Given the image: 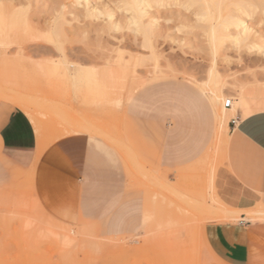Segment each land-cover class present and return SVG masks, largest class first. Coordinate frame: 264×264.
<instances>
[{"label": "rangeland", "instance_id": "1", "mask_svg": "<svg viewBox=\"0 0 264 264\" xmlns=\"http://www.w3.org/2000/svg\"><path fill=\"white\" fill-rule=\"evenodd\" d=\"M37 2L40 6H35L38 5L41 11L45 3L48 5L46 0ZM65 2L71 4L72 0ZM112 6L115 8L114 18L122 19L123 10L116 8L114 1ZM73 8L77 11L81 5H73ZM160 12L163 16L159 20L160 24L169 28L167 32L171 31L169 36L173 39H169V36L168 39L160 38V43H157L161 54H155L158 59H154V53L151 56V50L140 43V36L135 39L133 32L127 27L116 32L118 39L107 32L98 34L107 23L104 16L98 19L73 20L72 24L64 25L67 29H72L73 24L81 27L77 32L79 36L66 43L65 50L69 57L83 68L95 69V72L99 70L102 75L109 71V66L103 64H107L106 60L111 58L114 62L110 68L120 73L121 68H127L119 62L120 59L123 56L125 60L132 58V67L129 64L130 69L123 70L126 74L122 73L125 76L132 70L131 77L130 74L127 75L130 80H127V76L124 78L119 75L128 83L124 85L125 80L123 82L120 78L113 80L117 81L116 86L118 83L125 86L127 90L122 88L124 93L117 94L119 86L117 89L113 88L115 84L112 81L114 85L104 81L93 84L94 88L102 87L109 92L105 100L104 96L93 97L87 90L89 86L84 87L66 80L63 75L66 72L64 65L58 64L59 68L54 69L53 65L59 60H56L57 55L62 57V52L55 49V43L42 40L40 41L44 43H29V48H35H25L22 53H19L16 43L12 44L14 49L10 47L8 54H3V62L12 59L13 65L11 61L7 63L11 66H1L4 63L0 55V116L11 108L21 109L33 123L38 142L35 160L29 167L17 166L9 161L0 149V264H227L218 259L207 245L204 239V225L211 221H239L242 213L253 223H264V206L243 210L231 209L218 196L217 191L220 188L215 181L220 171L222 148L224 149L229 135L231 120L225 125H220L217 116V120L213 122L209 145H201L194 159L176 169L161 170L155 165H147L129 146L139 145L145 131L152 145H160L167 135L171 137L174 134L176 117L169 115L162 132L157 110L160 109L162 99L169 104L176 101L182 89H192L200 93L213 108L208 98V89L211 86L209 75L214 68L211 61L213 56L208 48L207 34H203L208 22L201 17L192 16L191 9L187 10L178 5L161 8ZM67 16L70 17V14ZM203 21L206 23H202ZM246 21L255 28L254 30L263 34L260 42L264 47V20L252 21L247 18ZM24 26L22 21V32ZM16 33H10L8 39L16 38L28 43L27 38L22 39L23 33H18L22 38H18ZM34 44L49 47L46 51V48L38 46L41 49L39 52L44 50V53H41L44 56H38L40 54L36 52L38 50ZM223 49V53L233 61L227 64L222 61V54H216L218 62L215 66L221 80L228 83L221 105H224L225 98L238 95L230 86L234 82L243 85L247 100L246 109L242 111L238 107V116L246 117L263 111L264 63L258 61L262 57L260 51L243 50V61L239 63L234 43L228 42L227 48ZM48 50L52 51V55ZM13 52L14 55L18 54L20 59L17 55L15 57L17 56L20 62ZM50 58L55 61H48ZM113 65H117L118 70L115 66L112 67ZM173 66L177 68L176 71ZM157 68L163 71H156ZM102 69L105 72L101 73ZM102 88L101 90H104ZM145 94L151 96L153 113L151 115L141 112L135 118V124L129 110L137 103L143 105L144 103L139 101ZM98 97L105 102H98ZM120 103L122 105H119ZM145 117L152 119L147 126H144L143 120L140 121ZM93 121L94 124L91 125ZM97 121L99 125L104 123L105 127L102 125L100 129ZM79 122L80 126L82 123L88 124V127L81 126L84 128L82 132L75 130L80 128L74 125ZM88 128L91 130L88 131ZM77 135H85L93 141L102 140L120 152L128 173V190L123 206L131 212L125 214L124 210H120L103 221L83 219L82 215L76 212V208L66 204L63 194L57 190L52 191V168L47 167V173H37L39 159L47 151V155H51L52 145ZM41 143L46 145H41V150H38ZM121 145H126L135 159L126 155ZM172 175L174 180L171 179ZM56 178L57 176L53 177ZM263 238L260 240L262 248L259 251L264 254ZM252 264H264V255Z\"/></svg>", "mask_w": 264, "mask_h": 264}, {"label": "crops", "instance_id": "2", "mask_svg": "<svg viewBox=\"0 0 264 264\" xmlns=\"http://www.w3.org/2000/svg\"><path fill=\"white\" fill-rule=\"evenodd\" d=\"M208 98L213 108L203 95L192 89H182L173 103L162 99L157 110L162 132L169 115L177 119L176 131L171 137L167 135L160 145H152L145 131L139 145H129L130 148L147 165L161 170L185 165L197 156L201 145H209L212 139L217 111ZM139 102L144 104L137 103L129 110L135 124L141 112L153 113L151 96L145 94ZM149 118L140 121L147 126L152 120ZM41 145L46 144L41 143L38 150ZM37 146L34 125L21 109L11 108L0 116V149L9 161L21 167L31 166ZM47 152L39 159L37 173H47V167H51L52 191L63 194L66 204L76 208L83 219L103 221L120 210L125 214L131 212L123 206L128 173L115 147L99 139L93 141L85 135H77L52 145L50 156ZM54 176L57 178L53 179ZM171 179L174 180L173 175ZM215 182L220 188L218 196L229 208L243 210L264 206V110L246 117L239 115L230 121ZM246 218L242 213L239 221H211L203 227L207 245L227 264H252L264 255L259 251L264 223H253Z\"/></svg>", "mask_w": 264, "mask_h": 264}, {"label": "bare ground", "instance_id": "3", "mask_svg": "<svg viewBox=\"0 0 264 264\" xmlns=\"http://www.w3.org/2000/svg\"><path fill=\"white\" fill-rule=\"evenodd\" d=\"M34 1L33 0H0V51L2 53L0 55H2V57H3V54H5V55L8 54L7 53L8 49L10 47H12L11 45L14 43L17 44L18 49H19V53H22L25 48H29V46H28L29 43L39 42L40 40L47 41L50 43H55L54 45H56V47H57L55 49H57V50L59 49L62 52V57L60 58V57H58L59 54L57 55L56 60H58V58H59V60H58V63H57V61L55 62L56 65L55 64L53 65L54 69L56 70L59 68L58 64L64 65L66 68L64 66L63 67L66 69V72L65 73L63 72L64 73L63 75H64V78L66 80H68V81L70 80L75 84L84 85V87L89 86L90 89H88L89 88L88 87L87 90L92 94L93 97L96 95H99L102 97L104 96L103 99L105 100V98L109 92L105 91L106 89L102 88V87L101 88L104 90H101V88L96 89V88H94L93 84L94 85L99 84V81L100 82L104 81L105 83L110 82L109 84H113L112 82H114L113 81L114 79L122 77L123 76L122 73H125L124 71H126V69L128 71V69H130V67H132V64L130 63L132 58H130V60H125L124 56L122 57L121 53H120V56L122 57L121 59H123V60L121 61V59H120L119 62H121V64L123 65L124 68L127 67L125 69L121 68L122 71H119L121 74L118 73L117 71L114 72V69L110 68L111 63L114 62V60L111 58L109 59L108 57H107L108 59L106 58L107 64H103V65H106V67L108 65L109 71H106L105 70L106 68H104V70L106 72L103 69H102V71L100 70L101 73H103V71L105 72L102 75L99 74L100 73L99 70L95 72L94 71L95 69L83 68L82 66H80L81 64H77L74 60H72V58L69 57V54L65 50V44L68 42H72L75 38H77L79 36V34H77V32L81 29V27L79 25L73 24L72 29H67L66 26H64V25L69 24V23L72 24L73 20L74 21L75 20L81 21V20L86 19V18L87 19L88 18L89 19H98V18L104 16V19L107 20V23L103 29L98 31V34L107 32L108 35H110L114 38H117L116 32L120 31L123 27H127L129 30H131L133 32L135 39L138 36H140V38H141L140 43L144 47H147L151 50V52H150V54L152 53L151 56H153V53H154V56H153L154 59H156V58L158 59V57H156L155 54H161V52H160L161 50L158 48L159 47L158 43H160L159 41L161 40L160 38H162V39L167 38L168 39L169 33H171V31H169V33L167 32L169 30V28H166L167 27L166 25L163 27V26H161L162 24H160L159 20L161 19V17L163 18V16H161L159 14V13H161L160 9L161 8L163 9L164 7L168 8V6H170V5H178L179 7L180 6L185 7L187 10L191 9L192 16L194 15L198 18L201 17L204 21L206 20L208 22V24H205L206 30H205V33L203 32V34H205V36L207 34L208 48L210 49V52L213 56L211 61L213 63V67H214V68H212L210 75H209V78H210L209 81L211 83V86L208 89V91H209L210 98L212 99V101L215 105V108L217 110V116H218V120H219L220 125H225L229 122V120L237 118L238 107H240L242 109V111L247 108V100H246L245 94H244L245 93L244 87H243V85L241 86L238 83H234V82L230 86L233 87V89H235L238 92V95L232 97V99H233L232 107L227 108L224 105H221V103H222L221 99L224 95L223 94L224 89H225V86H228V83L226 81L221 80V75L215 66V65H217V62H218L216 54H220V55L222 54L223 55V58H222L223 62H225L227 64L232 62L233 60L230 57H228L226 53H223V50H224L223 47L227 48V43L231 42V43H234V47H235L237 55H238L237 62L240 63L243 61L242 51L244 50L246 52H259L260 51L259 54L261 53L262 57H260L258 59V61H260L261 63H264V47H263V43L260 42L261 38L263 37V34L258 32L257 30H254L255 28L252 27L251 25H248L247 21H246L247 18H250V20H252V21L253 20L254 21H256V20L263 21L264 20V0H108V1L105 0L104 2H98L97 0L96 1H94V0L93 1L72 0L71 4H67L65 2V0H56L57 2H54V0H53L54 4H53L52 0H49V1L46 0V2L48 1L47 2L48 5H46V3H45L46 6L45 5L43 6L45 10H43V7H41L42 11L38 7V5L40 3L37 2V0H34ZM112 1H114V3L116 4V8L118 7V9L123 10V13H122L123 18L122 19H120V17H119V19L114 18L115 8L113 7L114 5L112 6ZM35 4H38V5L35 6ZM73 5H77V6L81 5V8L79 10L75 11L73 8ZM192 7H193V10H192ZM67 14H70V17H68ZM184 14H185V12H184ZM178 17H180V16H178ZM186 17H187V15H186ZM181 20H182V18H181ZM22 21H23V23H25V26H24L25 29L23 32L21 31L22 27H20V25H22ZM204 21L202 23H206ZM161 23H162V21H161ZM185 26H187V25H185ZM22 30H23V28H22ZM12 32H14V33L17 32L15 34L17 36H18V33L22 32L23 34L20 33V35L22 34L24 38H22V36H18V38H20V37L22 39L27 38L28 43L21 42L20 40H16V38H13V39L9 38L8 39V35H10V33H12ZM15 35L13 34L12 36L15 37ZM24 35H26V36H24ZM171 37L169 36V39ZM172 39L173 38H171V40ZM23 41H26V40H23ZM42 41H40V42L44 43ZM35 44H34V46H36ZM38 46H41V44L36 46V49L38 50L36 52H39L41 50L40 48H46L44 45H43L44 47L41 46L40 48ZM30 48H35V47H30ZM48 48L49 47L46 48V51ZM114 50H115V48H114ZM43 51L44 50L42 49V51L39 52L40 55H38V53H37V55L38 56H41V55L44 56V54H41V53H44ZM48 52H49V50H48ZM51 52L52 51L50 50V52H49L50 55H52ZM53 52H54V50H53ZM30 53L33 54V52H30ZM32 54H30V55L32 56ZM13 55H14V52H13ZM15 55L18 56L17 53ZM15 55H14V57H15ZM55 55H53V56H55ZM17 56L15 58H17ZM29 56H28V58H30ZM158 56H161V55H158ZM2 57H1L2 63H4V64H1V62H0L1 66H4L5 64H6V66L7 65L11 66V64L13 65L12 59L8 60V62L11 61L12 63L7 64L8 63L7 60H4V62H3L4 57L3 58ZM10 58H12V57H10ZM18 58L20 59L19 56H18ZM138 58H137V60L140 59V61H141V58H139V59ZM150 58L151 57L149 56V59ZM118 59H115V61ZM142 59H144V58H142ZM51 60L55 61L52 58H50V60H48V61H51ZM150 60L152 61V59H150ZM145 61H146V59L144 60V63H145ZM18 62H20V60ZM136 62H138V61H136ZM15 64L16 63H14V65ZM129 64H131V65H129ZM117 65L120 66V64H118V61H117ZM138 65H140V64H138ZM159 65H160V63H159ZM114 66L115 65H113L112 67H114ZM116 66L114 68L116 70H118V68H117L118 66L117 67ZM55 67H58V68H55ZM95 67H97V66H95ZM64 68H63V70H64ZM167 68H166V70H168ZM172 68H175V67L173 66ZM110 69H112L113 71ZM159 69L161 71H163L161 68H157L156 71ZM169 69H171V66ZM176 69L177 68H175V71H176ZM55 70L54 71L52 70V71L55 72ZM57 71H56V73L59 72V71L58 72ZM168 71L172 72V70H168ZM131 72H132V70H131ZM131 72H129L130 77L132 75ZM129 74H127V75L129 76ZM45 75H47V74L45 73ZM57 75H59V73ZM119 75H122V76H119ZM127 75H125V76H127ZM125 76H123V77L126 78ZM128 76H127V80H128ZM124 78H120V79L123 82L125 80V82L123 84L126 85L130 79L126 82V79H124ZM49 82H50V79H49ZM116 83H117V81L114 82L115 85L113 84L114 85L113 88L116 87V89H117L119 86L118 89H120V86H121V90L118 91V89L117 90L115 89L117 91V94L124 93L122 88H125V86L123 84L120 85L119 83H118V86H116ZM104 100H102V99L100 100V97L97 98L98 102L104 101ZM116 101H118V100L116 99ZM225 101H226V98L224 100V103H225ZM117 103H119V102H117ZM122 103H123V99H122ZM119 105H122V104L120 103ZM116 106L121 109V106H118V104ZM82 124H81V126H87L88 127L87 123H82ZM84 124H87V125H84ZM93 124H94V121L91 125H93ZM74 125L80 127V128L75 129L76 131H83L84 130V128L80 126V122H79V124L77 123ZM97 125H99V122ZM102 125L105 127L104 123L103 124L101 123V125H99L100 129L103 127ZM73 129H72V131H73ZM108 129H107V131H108ZM90 130H91V128H90ZM90 130L88 128V131H90ZM112 130H114V129H112ZM92 131H94V129H92ZM97 133H100V132H97ZM112 135H113V133H112ZM121 147H122V149H124V152L126 155L135 159L134 155L129 150V148L126 147V145H121ZM136 168H138L137 165H136ZM138 173H139V171H138ZM136 176H137V172H136ZM146 178L148 180V177H146ZM151 182L152 181H150V183ZM232 215H234V214H232Z\"/></svg>", "mask_w": 264, "mask_h": 264}, {"label": "built area", "instance_id": "4", "mask_svg": "<svg viewBox=\"0 0 264 264\" xmlns=\"http://www.w3.org/2000/svg\"><path fill=\"white\" fill-rule=\"evenodd\" d=\"M233 105V99L232 98H227L225 103H224V106L227 107V108H230L232 107Z\"/></svg>", "mask_w": 264, "mask_h": 264}]
</instances>
